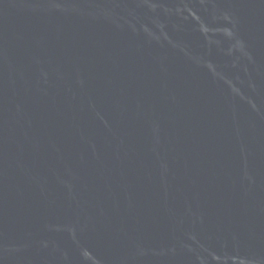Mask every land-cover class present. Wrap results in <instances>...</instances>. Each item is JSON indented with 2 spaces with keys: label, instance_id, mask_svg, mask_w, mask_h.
<instances>
[{
  "label": "water",
  "instance_id": "95a60500",
  "mask_svg": "<svg viewBox=\"0 0 264 264\" xmlns=\"http://www.w3.org/2000/svg\"><path fill=\"white\" fill-rule=\"evenodd\" d=\"M0 264H264V0H0Z\"/></svg>",
  "mask_w": 264,
  "mask_h": 264
}]
</instances>
